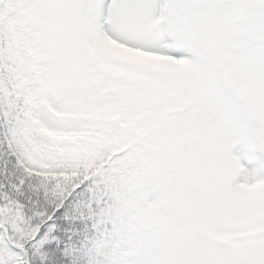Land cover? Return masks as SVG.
I'll list each match as a JSON object with an SVG mask.
<instances>
[{"label": "snow or ice", "instance_id": "6c2138e0", "mask_svg": "<svg viewBox=\"0 0 264 264\" xmlns=\"http://www.w3.org/2000/svg\"><path fill=\"white\" fill-rule=\"evenodd\" d=\"M0 264H264V0H0Z\"/></svg>", "mask_w": 264, "mask_h": 264}]
</instances>
